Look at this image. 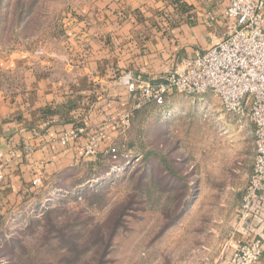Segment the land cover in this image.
Here are the masks:
<instances>
[{
  "label": "rangeland",
  "instance_id": "374dc122",
  "mask_svg": "<svg viewBox=\"0 0 264 264\" xmlns=\"http://www.w3.org/2000/svg\"><path fill=\"white\" fill-rule=\"evenodd\" d=\"M95 2L0 0V54L64 52L69 21ZM89 130L97 153L0 209V264H214L253 167L252 124L212 92L174 93Z\"/></svg>",
  "mask_w": 264,
  "mask_h": 264
},
{
  "label": "crops",
  "instance_id": "0c3cea01",
  "mask_svg": "<svg viewBox=\"0 0 264 264\" xmlns=\"http://www.w3.org/2000/svg\"><path fill=\"white\" fill-rule=\"evenodd\" d=\"M227 5V0H97L82 9L81 20L69 21L64 52L35 64L0 54V71L9 73L0 80V209L27 196L37 172L46 183L78 165L86 132L93 126L109 130L118 114L133 109L134 98L119 78L131 73L155 82L209 48L211 34H223ZM209 14L215 17L212 27ZM76 126L84 133L63 144L61 135ZM254 213L250 222L236 215L235 231L214 264H228L238 242L259 237L258 264H264V199L255 202Z\"/></svg>",
  "mask_w": 264,
  "mask_h": 264
},
{
  "label": "built area",
  "instance_id": "2783aa9c",
  "mask_svg": "<svg viewBox=\"0 0 264 264\" xmlns=\"http://www.w3.org/2000/svg\"><path fill=\"white\" fill-rule=\"evenodd\" d=\"M222 36L211 37L214 43L203 52L186 58L180 66L160 76L157 81L142 80L127 73L121 77L134 98L133 111L147 104L163 103L174 93L202 95L212 92L223 109L247 119L254 129L256 154L239 207L240 219L250 222L255 202L264 199V0H227ZM215 17L209 14L212 27ZM215 37V39H214ZM132 112L125 114L119 128L130 124ZM124 126V127H123ZM84 133L81 127L64 132L63 144L77 140ZM84 145L85 155L97 153L98 137L90 136ZM4 174L0 168V181ZM44 184V174L32 179L34 188ZM263 238L240 241L234 247L228 264H258L263 254Z\"/></svg>",
  "mask_w": 264,
  "mask_h": 264
},
{
  "label": "trees",
  "instance_id": "16d2710c",
  "mask_svg": "<svg viewBox=\"0 0 264 264\" xmlns=\"http://www.w3.org/2000/svg\"><path fill=\"white\" fill-rule=\"evenodd\" d=\"M109 150H107L108 154L110 155V157L112 156H118V152L116 150V148H114L113 146H111L110 148H108ZM244 193V192H243ZM242 200V199H241ZM115 231V230H114Z\"/></svg>",
  "mask_w": 264,
  "mask_h": 264
}]
</instances>
